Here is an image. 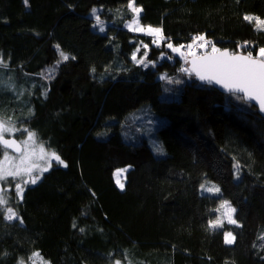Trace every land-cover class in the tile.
<instances>
[{
    "label": "trees",
    "instance_id": "1",
    "mask_svg": "<svg viewBox=\"0 0 264 264\" xmlns=\"http://www.w3.org/2000/svg\"><path fill=\"white\" fill-rule=\"evenodd\" d=\"M128 4L0 0V118L65 163L26 185L22 199L7 191L19 218L0 212V264L35 252L48 264H264V116L182 71L191 57L166 44L203 35L257 56L264 30L244 16L264 19V0H135L140 22L162 29L159 46L125 27ZM145 105L168 118L156 128L165 154L122 134ZM127 166L121 189L114 173ZM207 181L220 192L202 193ZM222 201L237 223L212 228Z\"/></svg>",
    "mask_w": 264,
    "mask_h": 264
},
{
    "label": "snow or ice",
    "instance_id": "2",
    "mask_svg": "<svg viewBox=\"0 0 264 264\" xmlns=\"http://www.w3.org/2000/svg\"><path fill=\"white\" fill-rule=\"evenodd\" d=\"M27 4V0H25ZM128 8L133 13V18L127 24L131 31L144 32L147 35L153 36V43L159 46L161 40H164L162 29L153 28L151 26L144 27L140 24V14L143 11L141 7L136 6L135 0H129ZM95 14V10H93ZM244 20L249 23L255 21L257 30H264V19L252 15H245ZM96 23L100 26V31H104L103 21L99 15H96ZM209 42L206 41L203 35L193 38L192 43L187 45V52L181 51L184 47H174L172 43H168L167 47L173 52L179 53L184 57L185 62H188V56L192 57L190 68H184L182 71L188 75L195 74L201 81L208 83H215L222 86L228 92L242 93L240 99L248 101H257L261 111H264V48L259 49L258 56H253L251 52L247 55L238 53H230L227 50L221 51L215 45H211L210 52L197 54V48H206ZM146 47V46H145ZM62 60H68V55L63 52L60 53ZM132 59L137 63L143 64L144 59L137 60L136 55L133 54ZM3 61H0L2 64ZM6 66V65H5ZM17 131L27 132L26 140H16L14 138H6L14 135ZM0 150H2V158H0V182H8L9 178L15 181V188L17 196L22 199L24 187L31 183H37L40 178L39 175H34V172L47 171L51 166L52 160L63 164L64 161L55 152H46L43 145L39 146V154L35 147V133L29 132L27 129H17L10 119L0 118ZM12 150L13 155L9 152ZM44 161L41 165L37 161ZM66 166V165H65ZM117 172V183L123 189V184L120 183L119 176L121 172ZM204 187V186H202ZM208 192H219V188L209 187L205 189ZM8 205V198L6 190L0 187V212L6 213V219L9 221L18 219L16 211ZM227 206V220L228 223L235 224L234 219L236 209L231 207L228 201H224L221 208ZM219 211V209H217ZM210 227H222L221 219L210 221ZM264 239V236L261 237ZM235 237L231 232L225 234V242L232 244ZM114 264H121L117 260Z\"/></svg>",
    "mask_w": 264,
    "mask_h": 264
},
{
    "label": "rangeland",
    "instance_id": "3",
    "mask_svg": "<svg viewBox=\"0 0 264 264\" xmlns=\"http://www.w3.org/2000/svg\"><path fill=\"white\" fill-rule=\"evenodd\" d=\"M93 10H95V14H94V12L92 11L91 12V16L93 17V18H95L96 19V15H99V11H100V8H95V9H93ZM142 13V12H141ZM141 15V14H140ZM100 17V16H99ZM130 22V20H128L126 23H125V27L127 28V29H129L128 27H127V24ZM140 24L142 25V26H144L145 28L146 27H148V26H150V25H144V24H142L141 22H140ZM151 27H153V26H151ZM153 28H159V27H153ZM130 30V29H129ZM133 32H135V31H133ZM137 33H141V34H146V33H144V32H137ZM152 38L154 39V37L152 36ZM206 39V38H205ZM206 41H207V39H206ZM163 42V40H161L160 41V43H159V45L161 44ZM168 43H172L173 44V46L174 47H180V46H182L181 44H179V45H176V44H174L173 42H167L166 44H168ZM211 45H214L213 43H211L210 45H207V47L206 48H197L196 49V52H197V54L198 55H200V54H202V53H204V52H210L211 51ZM184 46V45H183ZM185 47V46H184ZM217 47V46H216ZM218 48V47H217ZM183 49V48H182ZM181 49V51H183ZM219 49V48H218ZM183 52H187V51H183ZM175 54H177V55H179V56H181L179 53H176V52H174ZM258 53H259V51H258ZM258 53H257V56H258ZM254 56V55H253ZM141 57H144V54L143 55H141L140 56V58ZM182 57V56H181ZM191 56L189 55L188 56V58H190ZM183 59H184V57H183ZM184 62H185V59H184ZM185 63H187V62H185ZM131 119H133V121H131V122H128V120H127V128H124L122 131V134H123V136H124V138L125 139H128V140H131V141H137V140H139V139H146V140H148V142H149V144L152 146V148L154 149V151H155V153H157L158 155H160V154H165V150H164V148H163V146H162V144H160V142H159V140H158V138H157V135H156V128L160 125V124H162V123H164V122H166V120H168V118L166 117V116H162V115H159V114H157V113H155L154 111H153V109L151 108V106L150 105H145L144 107H142L141 109H138L137 111H135L134 112V114L131 116ZM16 127V126H15ZM17 128V127H16ZM17 129H19V128H17ZM24 128H22L21 130H23ZM28 130V129H27ZM29 131V130H28ZM19 132H23L24 134L23 135H21V137L20 138H15V136H16V134H18ZM29 132H31V131H29ZM34 133V132H33ZM6 138H14V139H16V140H26L27 139V132H24V131H17V132H15L14 133V135H12V136H8V137H6ZM40 145H43L39 140H38V138H37V136L35 135V147H36V152H37V154H39V146ZM44 146V145H43ZM44 149H45V151L46 152H53V151H50V150H48L45 146H44ZM9 152L11 153V154H13V155H17V154H15V153H12V150H9ZM2 158V157H1ZM62 160V159H61ZM38 163H40L41 165H44V161H37ZM55 164H60L59 162H57V161H55V160H52V162H51V166L48 168V170L53 166V165H55ZM65 163H63V164H61V165H64ZM124 169H126V170H128L129 169V167L127 166V167H120V168H118V169H116L115 170V173H114V177H115V181H116V183H117V179H118V177H117V172L118 171H120V170H124ZM47 170V171H48ZM47 171H44V172H42V173H40V172H34V175H39V177L41 178L42 177V175L45 173V172H47ZM126 172L127 171H123V172H121V174H120V176H119V180H120V183H122L123 184V186H124V184H125V177H126ZM40 178L38 179V181L40 180ZM37 181V182H38ZM3 183V185H4V189L6 190V195H7V198H8V200H9V193L7 192V191H10V190H12V189H16L15 188V181H13L11 178H9V180H8V182H2ZM29 184H31V183H29ZM28 185V184H27ZM117 185L119 186V184L117 183ZM202 186H204V187H202ZM209 187H215V188H219L220 189V187H219V184L217 183V182H215V181H207V182H204L202 185H201V187H200V190H201V192L202 193H205V194H216V193H219V192H215V191H213V192H208V191H206L205 189L206 188H209ZM119 188H121L120 186H119ZM124 188V187H123ZM223 202L224 201H222L221 202V204H220V207H219V211H218V216H217V218H215L214 220H217V219H221L222 220V222H223V224L224 223H228V220H227V206H225L224 208H221V205L223 204ZM230 204V203H229ZM8 206V205H7ZM230 206L231 207H234V206H232L231 204H230ZM235 208V207H234ZM234 219H235V213H234ZM214 220H212V221H214ZM229 224H231V223H229ZM232 233V232H231ZM232 235H233V233H232ZM234 236V235H233ZM117 261V260H116ZM119 261H121V260H119ZM20 264H48L47 262H46V260L44 259V258H42V256L38 253V252H35L33 255H32V257H31V259L29 260V261H26V260H21L20 261ZM121 264H123L122 263V261H121Z\"/></svg>",
    "mask_w": 264,
    "mask_h": 264
},
{
    "label": "water",
    "instance_id": "4",
    "mask_svg": "<svg viewBox=\"0 0 264 264\" xmlns=\"http://www.w3.org/2000/svg\"><path fill=\"white\" fill-rule=\"evenodd\" d=\"M220 50H221V51H224L223 49H220ZM227 51H228V50H227ZM229 52H230V51H229ZM230 53H232V52H230ZM238 54H239V53H238ZM241 55H245V54H241ZM191 59H192V57H191L190 60H189V64H188V67H189V68L191 67V63H190ZM197 79H198L201 83H203V84L214 86L216 89H218V90H219L220 92H222V93H225V94H231V92H228L226 89H224L222 86H220V85H218V84H215V83H208V82H206V81H201L198 77H197ZM235 94L243 95L242 93H235ZM245 100H246V99H245ZM246 101L249 102V103H251V104H253L254 106H256V107L258 108V111L261 113V115L264 116V111H261V109H260L259 104H258L257 101H248V100H246ZM10 139H12V138H10ZM0 187H3V188H4V185H3L2 182H0Z\"/></svg>",
    "mask_w": 264,
    "mask_h": 264
},
{
    "label": "built area",
    "instance_id": "5",
    "mask_svg": "<svg viewBox=\"0 0 264 264\" xmlns=\"http://www.w3.org/2000/svg\"><path fill=\"white\" fill-rule=\"evenodd\" d=\"M206 39H207V42H209L208 45H210V44L212 43V40H210V39H208V38H206ZM191 43H192V42H191ZM191 43H190V44H191ZM182 50H183V51H188L187 46L183 47Z\"/></svg>",
    "mask_w": 264,
    "mask_h": 264
}]
</instances>
